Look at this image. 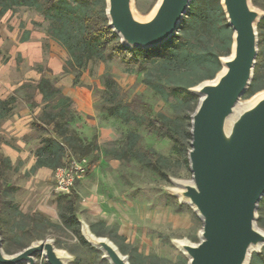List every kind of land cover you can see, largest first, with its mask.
<instances>
[{"label": "rangeland", "instance_id": "obj_1", "mask_svg": "<svg viewBox=\"0 0 264 264\" xmlns=\"http://www.w3.org/2000/svg\"><path fill=\"white\" fill-rule=\"evenodd\" d=\"M87 1L96 16L107 21L105 0ZM155 2L134 0V8L146 15ZM251 3L264 12V0ZM192 6L173 36L146 56L139 53L124 59L122 52H116L90 60L82 68L67 63L69 54L52 39L50 21L42 12L23 5L0 13V99L13 98L12 114L0 122V238L7 253L48 237L70 255L67 264H109L82 238L79 220H83L95 232L112 239L131 264L186 263L172 241L186 238L197 242L202 222L189 204L180 202L166 188L173 186V178H190L186 156L191 137L185 132L198 97L188 86H181L164 99L144 76L168 50L186 41L184 29L195 2ZM212 19V43L215 51L225 56L231 49L232 29L222 9H215ZM257 32L255 67L262 62L264 47V32L258 26ZM115 41L120 43L119 37ZM259 75L264 83L262 71ZM41 76L70 98L61 105L64 116L60 121L81 139L80 146L73 142L66 151L69 162L75 160L84 168L83 175L74 179L77 199L72 204L73 213L68 193L56 190L54 169L47 167L48 173L41 175L39 168H33L42 139L52 136V126L40 122L42 110L55 113L60 108L55 106L56 98L44 101L36 89ZM249 96L247 91L242 99ZM116 101L129 102L135 118L124 122L111 116L106 108ZM26 107L31 112L26 127L19 132L6 127ZM156 118L175 127L176 132L170 137L158 128L150 130L148 120ZM128 131L138 134L140 148L161 157L158 170L134 158L117 156L124 149ZM258 205V217L264 218V195ZM261 248L264 251V245ZM261 251L253 252L250 260H256ZM36 264H47L45 257L36 255Z\"/></svg>", "mask_w": 264, "mask_h": 264}, {"label": "water", "instance_id": "obj_2", "mask_svg": "<svg viewBox=\"0 0 264 264\" xmlns=\"http://www.w3.org/2000/svg\"><path fill=\"white\" fill-rule=\"evenodd\" d=\"M192 0H156L146 15L134 0H105L108 27L130 50L149 49L168 41L178 30ZM232 29L230 52L219 56L221 66L210 79L189 87L197 97L190 114L187 164L190 178L171 179L166 190L189 204L202 222L193 242L172 243L185 264H249L264 245L258 225V203L264 195V88L246 99L258 53L257 25L264 12L251 0H219ZM81 236L109 264H130L128 256L90 225L79 220ZM67 264L71 257L52 238L36 239L7 253L0 238V264Z\"/></svg>", "mask_w": 264, "mask_h": 264}, {"label": "trees", "instance_id": "obj_3", "mask_svg": "<svg viewBox=\"0 0 264 264\" xmlns=\"http://www.w3.org/2000/svg\"><path fill=\"white\" fill-rule=\"evenodd\" d=\"M194 2L192 17L184 29L186 41L168 50L165 57L158 61L154 68L145 72L146 83L154 91L161 93L164 99H167L170 93H176L181 86L191 87L203 79L212 78L220 68V54L215 51L211 33L213 12L215 9L221 12L222 7L219 5V0H192L190 5L192 6ZM23 5L42 12L50 21L49 32L52 39H56L66 50L69 54L67 63L75 68H82L90 60L104 59L107 55L116 52H122L124 59H132L139 53L146 56L155 48L130 50L123 47L115 41L117 37L108 27L107 21L96 16L95 9L87 0H0V13ZM257 26L264 32V16ZM27 34L28 32L24 34L23 41L27 38ZM261 57L262 62L254 69L253 83L251 82L247 89L250 95L264 87L262 75H259L262 71L264 76V47ZM36 83V89L41 93L43 100L50 101L56 98L55 106H60V108L55 113L42 110L40 122L52 126V136L42 139L41 146L35 152L36 160L33 168L45 166L55 169L68 160L66 151L71 148L73 142L80 146L78 142L81 139L69 131L65 122L60 121V118L64 116L61 105L68 102L70 98L63 96L59 88L44 76H41ZM108 86L110 87V84ZM12 100L13 98L0 99V122L12 114ZM106 109L111 116H117L124 122L135 118L129 102L122 104L117 101L112 102ZM148 122L150 130L158 128L170 137L176 132L175 127L166 125L158 118L149 119ZM185 133L189 138L191 137L188 130ZM126 137L124 149L117 156L125 160L134 158L158 170L161 157L149 149L140 148L138 146L140 137L136 132L128 131ZM83 149L87 151L88 146L85 145ZM68 197L71 204L70 211L73 213L72 204L77 199L73 188ZM258 225L264 227V218L261 216L258 217ZM256 258V260H250L249 264H264V251L257 254Z\"/></svg>", "mask_w": 264, "mask_h": 264}, {"label": "built area", "instance_id": "obj_4", "mask_svg": "<svg viewBox=\"0 0 264 264\" xmlns=\"http://www.w3.org/2000/svg\"><path fill=\"white\" fill-rule=\"evenodd\" d=\"M68 161V160H67ZM58 166L53 170V180L57 192L70 193L74 186V179L83 175L84 168L81 163L71 160L68 164Z\"/></svg>", "mask_w": 264, "mask_h": 264}, {"label": "crops", "instance_id": "obj_5", "mask_svg": "<svg viewBox=\"0 0 264 264\" xmlns=\"http://www.w3.org/2000/svg\"><path fill=\"white\" fill-rule=\"evenodd\" d=\"M82 105H86V103H83ZM85 108V107H84ZM29 109L23 108L20 111V114L15 115V117L12 118V120L8 121V123H6V127H12V130H16V132H19L20 130H22L24 127H26L28 120H30L28 117L30 116ZM31 129V128H30ZM7 154H9V156H12L10 152L11 149L7 148L6 149ZM39 174L43 175L48 173V171L50 169H48L47 167L43 166L42 168H39Z\"/></svg>", "mask_w": 264, "mask_h": 264}]
</instances>
